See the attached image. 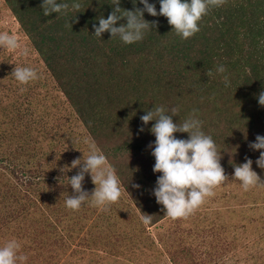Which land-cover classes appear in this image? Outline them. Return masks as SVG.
Masks as SVG:
<instances>
[{
  "label": "rangeland",
  "instance_id": "obj_1",
  "mask_svg": "<svg viewBox=\"0 0 264 264\" xmlns=\"http://www.w3.org/2000/svg\"><path fill=\"white\" fill-rule=\"evenodd\" d=\"M0 32L16 35L29 49L27 57L0 49V246L15 238L21 244L20 252L28 256L26 264H264V184L245 191L232 179L234 166L247 153H254L249 143L259 134L257 128L253 135L239 129L229 140L222 133L216 136L207 131L206 120L197 117L221 152L228 180L187 218L173 220L166 215L145 224L122 186L121 197L107 211L92 206L91 201L73 211L65 201L73 193L68 178L78 169L67 171L66 167L73 159L88 155L85 140L99 150L97 142L3 0ZM15 66L35 68L39 78L21 85L11 74ZM138 86L151 88L148 78ZM21 88L26 90L21 92ZM200 101L211 117L212 104L187 90L163 87L149 106L177 107L173 121L182 123ZM151 127L141 132L149 141L143 146L148 155V145L155 141ZM148 155L138 152L123 161L135 185L145 169L150 178L157 180L161 175L153 172ZM258 157L252 159V167L264 183V170L255 163ZM12 165L39 172L41 179L34 178L28 185L9 169ZM83 187L90 193L94 189L90 174L85 175ZM147 196L139 199L153 220L162 205L152 193Z\"/></svg>",
  "mask_w": 264,
  "mask_h": 264
},
{
  "label": "trees",
  "instance_id": "obj_2",
  "mask_svg": "<svg viewBox=\"0 0 264 264\" xmlns=\"http://www.w3.org/2000/svg\"><path fill=\"white\" fill-rule=\"evenodd\" d=\"M3 1L142 214L145 210L139 198L152 193L156 178H150L151 173L147 176L145 169L136 183L140 187H135L123 161L138 152L148 155L143 146L149 141L139 129L155 121L145 126L140 117L152 109L149 105L163 87L187 90L211 103V117L201 101L196 103V115L206 120L207 131L216 136L222 133L230 140L239 129L253 135L256 128L264 136V107L257 98L264 91V0H227L222 7L211 9L199 22L200 31L187 40L172 31L165 17L145 12L144 19L158 21V25L133 44L111 39L108 32L101 38L94 35L93 24L98 26L99 17L107 18L113 10L111 0H59L81 7L49 16L43 14L42 0ZM149 3L159 11V0ZM120 7L134 10L143 5L139 0L135 5L132 0H120ZM122 23L126 20L116 26ZM219 65L225 66L226 73L216 72ZM208 70L212 77L205 74ZM224 75L229 78L228 87ZM146 78L149 91L138 86ZM247 154L253 159L260 153ZM153 159L149 153L148 160L154 164ZM9 169L28 185L34 178L41 179L31 169L14 165ZM157 209L150 224L166 216L163 206Z\"/></svg>",
  "mask_w": 264,
  "mask_h": 264
},
{
  "label": "clouds",
  "instance_id": "obj_3",
  "mask_svg": "<svg viewBox=\"0 0 264 264\" xmlns=\"http://www.w3.org/2000/svg\"><path fill=\"white\" fill-rule=\"evenodd\" d=\"M133 5L137 0H132ZM227 0H159V11L155 4L149 0H139L143 8L126 10L120 7V0H111L113 10L104 18L100 16L98 26L93 24L94 35L100 37L105 32L110 33L112 38H119L124 44H133L142 41L148 31L157 27L158 21H147L144 13L149 15L163 16L168 24L183 40L193 37L200 31L199 22L213 8L222 7ZM40 7L44 16L52 13L67 14L71 7L79 10L80 3L59 2V0H42ZM126 20V23L117 25L118 21ZM72 27V25L70 24ZM0 49L11 52H19L27 57L29 49L23 45L20 39L8 32H0ZM224 65H219L216 72L226 73ZM21 85H27L39 78L35 68L29 66H15L11 73ZM208 77L213 76L212 70L205 73ZM225 86H230L227 75L223 76ZM21 88L20 91H25ZM258 103L264 107V91L258 95ZM197 109H193L182 123L174 122L173 116H178V108L165 109L163 106L154 107L146 111L140 117L143 125L155 121L150 132L155 136V141L148 147L151 155L155 158L154 173H160L152 194L156 202L163 206L165 215L171 219L187 218L199 208L208 197L215 195L214 189L228 180L225 170L221 165V152L210 135L202 130V121L197 118ZM144 131V127L139 129ZM176 133H187V139L177 138ZM89 152L85 157L73 159L67 171L78 169L75 175L68 178L73 190L68 195L66 207L77 211L86 202L102 211H107L109 206L116 203L122 195L120 180L115 169L108 163L107 157L102 154L94 142L85 140ZM249 148L259 151L256 165L264 170V136L257 134L255 141L249 143ZM253 160L245 157V162L234 166L232 179L239 181L242 188L248 191L250 188L264 184L256 171L253 170ZM90 174L91 181L95 185L91 193L84 189L85 175ZM139 188V185H134ZM142 222L149 224L152 216L143 214ZM21 244L15 239L8 240L0 246V264H26L28 256L20 252Z\"/></svg>",
  "mask_w": 264,
  "mask_h": 264
}]
</instances>
